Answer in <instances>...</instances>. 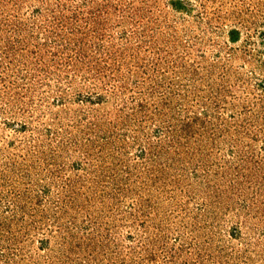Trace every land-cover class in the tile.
I'll return each instance as SVG.
<instances>
[{"label":"rangeland","instance_id":"1","mask_svg":"<svg viewBox=\"0 0 264 264\" xmlns=\"http://www.w3.org/2000/svg\"><path fill=\"white\" fill-rule=\"evenodd\" d=\"M0 264H264V0H0Z\"/></svg>","mask_w":264,"mask_h":264}]
</instances>
